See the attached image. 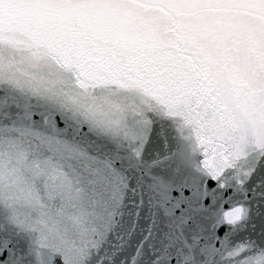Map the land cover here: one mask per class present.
Segmentation results:
<instances>
[{
  "label": "water",
  "instance_id": "95a60500",
  "mask_svg": "<svg viewBox=\"0 0 264 264\" xmlns=\"http://www.w3.org/2000/svg\"><path fill=\"white\" fill-rule=\"evenodd\" d=\"M227 4L0 0V264H264V22Z\"/></svg>",
  "mask_w": 264,
  "mask_h": 264
},
{
  "label": "rangeland",
  "instance_id": "374dc122",
  "mask_svg": "<svg viewBox=\"0 0 264 264\" xmlns=\"http://www.w3.org/2000/svg\"><path fill=\"white\" fill-rule=\"evenodd\" d=\"M203 1V0H202ZM227 3V6L222 7V12H226L228 14H230L231 10H234L235 7L238 6V4L240 3L241 0H224ZM204 5V4H203ZM206 5V4H205ZM255 5L261 7V8H257ZM256 7V9H264V0H246V5L244 6V8L247 10V13H245L247 16L246 18H248V13L255 15L258 14L254 11V8ZM204 10H206V8L203 6ZM180 13L179 15L181 17H185V15H188V9L183 8V7H179Z\"/></svg>",
  "mask_w": 264,
  "mask_h": 264
},
{
  "label": "bare ground",
  "instance_id": "6f19581e",
  "mask_svg": "<svg viewBox=\"0 0 264 264\" xmlns=\"http://www.w3.org/2000/svg\"><path fill=\"white\" fill-rule=\"evenodd\" d=\"M127 2H128V0H126ZM257 8H261V7H259V6H257V5H255ZM256 7L254 8L255 10V12L256 13H258V14H255V20L257 21V22H259L260 24H261V22H264V9H259V11H258V9H256Z\"/></svg>",
  "mask_w": 264,
  "mask_h": 264
},
{
  "label": "flooded vegetation",
  "instance_id": "af4514ba",
  "mask_svg": "<svg viewBox=\"0 0 264 264\" xmlns=\"http://www.w3.org/2000/svg\"><path fill=\"white\" fill-rule=\"evenodd\" d=\"M255 10V9H254ZM260 12V11H259ZM256 25H257V23H256ZM262 26H264V25H262Z\"/></svg>",
  "mask_w": 264,
  "mask_h": 264
}]
</instances>
